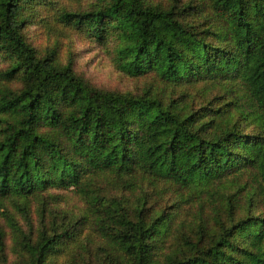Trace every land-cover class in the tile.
<instances>
[{
  "label": "trees",
  "instance_id": "obj_1",
  "mask_svg": "<svg viewBox=\"0 0 264 264\" xmlns=\"http://www.w3.org/2000/svg\"><path fill=\"white\" fill-rule=\"evenodd\" d=\"M33 28L114 37L146 82L97 88ZM54 191L81 207L10 219L19 264H264V0H0V211Z\"/></svg>",
  "mask_w": 264,
  "mask_h": 264
},
{
  "label": "rangeland",
  "instance_id": "obj_2",
  "mask_svg": "<svg viewBox=\"0 0 264 264\" xmlns=\"http://www.w3.org/2000/svg\"><path fill=\"white\" fill-rule=\"evenodd\" d=\"M29 35L40 49H44L49 44L55 45L60 61L66 63L72 60L74 72L97 88L135 91L146 82L128 77L119 71L114 51L116 46L114 37L108 38L106 42H100L87 35L81 36L65 31L54 35L45 29L37 28H33ZM14 86L19 84L14 82ZM52 193L40 203L30 202V207L27 205L25 210L17 208L11 202L0 211V231L4 234L3 247L0 246V264H19L22 259V253L15 247V235L10 219L28 234L31 230L37 232L42 227V220L47 224L57 222L56 216H60L62 211L74 212L81 207L78 198L71 192L59 194L54 191ZM54 194L60 195V199L56 200ZM61 201L63 204L59 203ZM21 203L23 202L19 201V204ZM44 210L47 211L46 214ZM58 221L61 222V218Z\"/></svg>",
  "mask_w": 264,
  "mask_h": 264
}]
</instances>
